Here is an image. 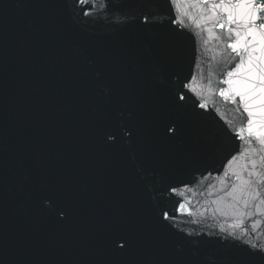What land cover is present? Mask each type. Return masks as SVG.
<instances>
[{
  "label": "water",
  "instance_id": "water-1",
  "mask_svg": "<svg viewBox=\"0 0 264 264\" xmlns=\"http://www.w3.org/2000/svg\"><path fill=\"white\" fill-rule=\"evenodd\" d=\"M235 21L219 0H0V264H264L261 117L246 134L232 91L260 52Z\"/></svg>",
  "mask_w": 264,
  "mask_h": 264
},
{
  "label": "snow or ice",
  "instance_id": "snow-or-ice-1",
  "mask_svg": "<svg viewBox=\"0 0 264 264\" xmlns=\"http://www.w3.org/2000/svg\"><path fill=\"white\" fill-rule=\"evenodd\" d=\"M203 3H209V0H202ZM170 3L175 5L177 0H170ZM217 5H213L216 7ZM219 6L223 7L227 13V19L231 23H235V17H239V21L243 23L245 34L243 40L245 41L244 51H249L251 46L252 53L257 52L255 45H259L260 55H249L247 65H240L238 70L246 72V78L243 81H238V87L233 91L235 96L240 97L244 103V110L247 113L245 119L247 122V132L249 136H253L252 117L259 115L261 121L258 124L257 137L264 136V0H219ZM145 21L147 17H144ZM218 27L223 29L224 24H219ZM239 36V33H237ZM240 46V40H237L228 45L229 48L236 50ZM233 67H236L233 65ZM232 76V72L227 73ZM226 84H232L231 80L224 81ZM221 96H228L229 93L225 91L220 92ZM184 99V97H180ZM235 102V101H233ZM259 105V107H256ZM255 108V110H254ZM243 130V129H242ZM170 132H174V128H169ZM260 143H264L261 140ZM165 218L167 214H165ZM118 247L123 250L124 244H119ZM255 247V246H253ZM264 251V249H262Z\"/></svg>",
  "mask_w": 264,
  "mask_h": 264
},
{
  "label": "flooded vegetation",
  "instance_id": "flooded-vegetation-1",
  "mask_svg": "<svg viewBox=\"0 0 264 264\" xmlns=\"http://www.w3.org/2000/svg\"><path fill=\"white\" fill-rule=\"evenodd\" d=\"M144 17H147V14H144V15H143V17H142V22H146V21H147V20L145 21ZM188 83H189V82L186 81L185 86H188ZM201 104H202V102H200V105H201ZM236 133L238 134V138H241V135H240L239 131H236ZM246 134H248L247 131H246Z\"/></svg>",
  "mask_w": 264,
  "mask_h": 264
},
{
  "label": "built area",
  "instance_id": "built-area-1",
  "mask_svg": "<svg viewBox=\"0 0 264 264\" xmlns=\"http://www.w3.org/2000/svg\"><path fill=\"white\" fill-rule=\"evenodd\" d=\"M262 15H264V13H262Z\"/></svg>",
  "mask_w": 264,
  "mask_h": 264
}]
</instances>
